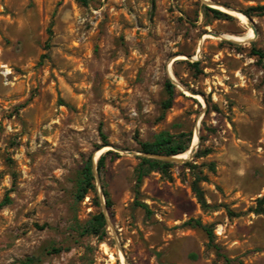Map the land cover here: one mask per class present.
Listing matches in <instances>:
<instances>
[{
	"label": "rangeland",
	"instance_id": "1",
	"mask_svg": "<svg viewBox=\"0 0 264 264\" xmlns=\"http://www.w3.org/2000/svg\"><path fill=\"white\" fill-rule=\"evenodd\" d=\"M207 1L232 18L203 0H0V264H264V12L251 11L264 0ZM163 132L196 150L138 195L139 143ZM104 145L120 157L78 201ZM187 162L216 209H201ZM104 206L106 235L83 233Z\"/></svg>",
	"mask_w": 264,
	"mask_h": 264
},
{
	"label": "trees",
	"instance_id": "2",
	"mask_svg": "<svg viewBox=\"0 0 264 264\" xmlns=\"http://www.w3.org/2000/svg\"><path fill=\"white\" fill-rule=\"evenodd\" d=\"M204 9L206 11L213 13L215 18L217 19L232 18V16H230L229 14L219 9L209 7L207 5H204ZM251 11L264 12V6L252 8ZM252 52L254 55L258 56L260 60L264 58V51H260L257 50L256 48H253ZM193 65L197 66L199 64L193 63ZM166 89L169 94V99L166 102H164V108L165 110H168L173 106V98L175 95V86L170 80L166 84ZM101 136L103 142L105 144H108L105 134L101 132ZM139 144L142 153L176 156L185 153L190 149L192 144V135L180 134L178 136H174L167 132H163L157 135L154 141L140 142ZM211 153H212L211 149H204V150H199L195 156L196 158H202ZM108 157H110L111 160H115L120 157V154L112 150H109L105 154L101 155L97 163V169L99 174H101L105 169L106 161ZM184 165L190 169L194 177L191 187L195 197L197 198L198 203L201 206V209L203 211L216 209L217 208L216 206L211 205L207 201L205 191L201 186L202 182L208 181V177L206 175H203L202 172L195 171V169L197 168L196 164L192 162H187ZM173 166L174 164L168 161L142 157L140 163L135 169L136 193L138 195L140 194L141 185L143 184L145 178L149 177L152 173H160L165 177H167L168 179L169 178L171 179L169 169L172 168ZM210 171L212 172L215 171V164L210 165ZM95 189L96 186H95V175H94V158L93 155H91L88 158V160L85 162L81 172V180L77 192V200L82 201L86 197V195H88L92 191H95ZM104 195L106 197L107 208L111 209L112 201L109 197V193L106 190H104ZM10 203H11V198L9 195H7L4 202L0 204V208ZM138 205L142 207L148 215H152L153 212L148 204L139 202ZM183 226L192 229H197V228L202 229L208 234L210 242L212 243L214 241L215 234L213 229L210 226L203 224V222L200 219L191 218L188 221H186L183 224ZM106 229H107V220L105 214L100 212L99 214L92 216V218L87 222V224L83 228V233L92 234L98 236L99 238H102L106 235ZM53 251L59 252L60 249H53ZM35 262L36 260L34 258H28L25 261H22L21 264H35ZM226 262L227 264H229L231 260L226 258Z\"/></svg>",
	"mask_w": 264,
	"mask_h": 264
},
{
	"label": "water",
	"instance_id": "3",
	"mask_svg": "<svg viewBox=\"0 0 264 264\" xmlns=\"http://www.w3.org/2000/svg\"><path fill=\"white\" fill-rule=\"evenodd\" d=\"M204 3H206L209 7H212V8H215V9H219V7H223L227 10H230V11H233L231 10L230 8L226 7V6H222V5H219V4H210L207 0H203ZM223 11V10H221ZM225 13H228L229 12H226L224 11ZM235 12V11H234ZM209 35H212V36H215V37H220L219 35L217 34H213V33H210ZM235 41V40H234ZM192 94V93H191ZM105 147H109L108 145H104L102 146L99 151ZM197 147V146H196ZM112 148V147H111ZM113 149V148H112ZM196 150V148H193L192 149V153ZM98 152V151H97ZM143 157H148V158H153V159H159V160H163V161H168V162H184L186 160H188V158H185V159H181V158H177L176 156H166V155H162V154H146V153H143ZM94 158V157H93ZM100 158V157H99ZM94 159V173H95V179L97 180L99 175H98V169H97V163H98V160ZM104 214H105V217H106V220L107 219V215H106V206H104Z\"/></svg>",
	"mask_w": 264,
	"mask_h": 264
},
{
	"label": "bare ground",
	"instance_id": "4",
	"mask_svg": "<svg viewBox=\"0 0 264 264\" xmlns=\"http://www.w3.org/2000/svg\"><path fill=\"white\" fill-rule=\"evenodd\" d=\"M219 8L223 9L222 7H219ZM231 13L235 17H237L238 19H240L242 22H248L247 19L243 15H241L239 13H235V12H231ZM253 36H254L253 30H250L249 33L247 35H245V36H229V38H231L232 40L240 41L241 42V41H247V40L253 38ZM194 141H195L194 142V146L192 148H195V145H196V142H197V138H195ZM108 149H109L108 147H105L104 149H102L98 153L97 157L100 156V155H102V153L105 152ZM192 155H193L192 150H188L187 152H185V153H183L181 155H177V158H187V157H191Z\"/></svg>",
	"mask_w": 264,
	"mask_h": 264
}]
</instances>
